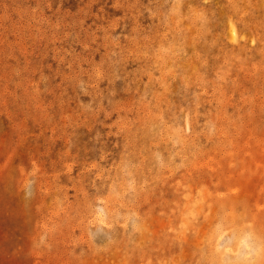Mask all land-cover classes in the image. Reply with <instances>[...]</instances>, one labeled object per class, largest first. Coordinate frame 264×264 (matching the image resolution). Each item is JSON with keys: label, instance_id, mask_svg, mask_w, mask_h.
<instances>
[{"label": "rangeland", "instance_id": "obj_1", "mask_svg": "<svg viewBox=\"0 0 264 264\" xmlns=\"http://www.w3.org/2000/svg\"><path fill=\"white\" fill-rule=\"evenodd\" d=\"M0 264H264V0H0Z\"/></svg>", "mask_w": 264, "mask_h": 264}]
</instances>
